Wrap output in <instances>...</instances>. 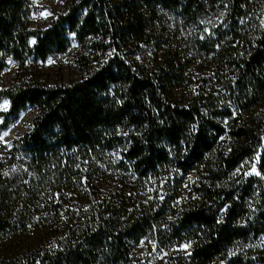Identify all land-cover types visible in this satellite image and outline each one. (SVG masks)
Wrapping results in <instances>:
<instances>
[{
    "label": "trees",
    "instance_id": "16d2710c",
    "mask_svg": "<svg viewBox=\"0 0 264 264\" xmlns=\"http://www.w3.org/2000/svg\"><path fill=\"white\" fill-rule=\"evenodd\" d=\"M263 6L70 0L33 28L34 0H0V129L35 110L30 129L0 147V264H138L142 240L187 245L197 264H264V205L251 204L264 191ZM72 43L67 82L32 72ZM150 47L151 66L140 60ZM65 204L78 215L54 243L16 245Z\"/></svg>",
    "mask_w": 264,
    "mask_h": 264
},
{
    "label": "rangeland",
    "instance_id": "374dc122",
    "mask_svg": "<svg viewBox=\"0 0 264 264\" xmlns=\"http://www.w3.org/2000/svg\"><path fill=\"white\" fill-rule=\"evenodd\" d=\"M70 0H34V11L32 13L31 25L33 28H42L47 26L51 20L55 17L56 13L62 12L66 8V3ZM217 16L214 17L213 21L217 22ZM259 22L264 26V6L261 8V14ZM33 42V39H32ZM78 46L72 43L71 48L63 55H53L46 59L44 63L33 68L32 72L39 76V79L47 84L67 82V80L75 75V58L78 54ZM155 50L153 47L144 50L143 55L140 57L142 63L149 66L155 64ZM204 67V66H202ZM201 65L193 66L192 72L202 77L205 75V70L202 69ZM15 80V67L10 64L8 68L3 72L1 85L6 88L9 87ZM5 98H0V124L2 123L4 116L2 113L8 111L9 106L6 104ZM35 110L32 107H27L21 111L17 118L12 120L7 128L0 129V147L3 149L9 148L11 142L18 136L26 133L31 126L32 118ZM13 129L14 133L9 134V131ZM8 132V133H7ZM250 163L243 165L238 173H247ZM144 195L151 197L156 192L154 188L144 189ZM189 189L186 188L185 193H188ZM264 196V191L258 189L254 198L251 199L253 210H255L258 204L263 206L261 196ZM72 202L71 199L66 198V201ZM75 201V200H73ZM79 204L67 206L63 208V211L59 215L49 214L47 220L38 222L36 226L29 228L24 233L21 241H16L18 247L25 245L37 246L40 244L41 247H49L53 240V231L55 228L61 229L63 221L68 218H73L78 215ZM48 225V226H46ZM188 246L180 245L165 249L159 247L152 240H142L135 248L134 253L138 264H197L187 257ZM209 264H225V260H219Z\"/></svg>",
    "mask_w": 264,
    "mask_h": 264
},
{
    "label": "bare ground",
    "instance_id": "6f19581e",
    "mask_svg": "<svg viewBox=\"0 0 264 264\" xmlns=\"http://www.w3.org/2000/svg\"><path fill=\"white\" fill-rule=\"evenodd\" d=\"M8 133V132H7ZM14 133V130L13 129H11L10 131H9V134H13Z\"/></svg>",
    "mask_w": 264,
    "mask_h": 264
},
{
    "label": "water",
    "instance_id": "95a60500",
    "mask_svg": "<svg viewBox=\"0 0 264 264\" xmlns=\"http://www.w3.org/2000/svg\"><path fill=\"white\" fill-rule=\"evenodd\" d=\"M6 104L9 106V102L8 101H6Z\"/></svg>",
    "mask_w": 264,
    "mask_h": 264
}]
</instances>
